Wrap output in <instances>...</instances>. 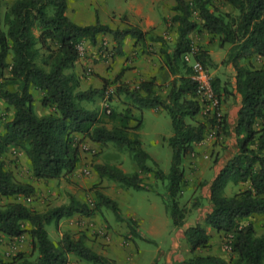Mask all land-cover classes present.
I'll return each mask as SVG.
<instances>
[{"label":"trees","instance_id":"16d2710c","mask_svg":"<svg viewBox=\"0 0 264 264\" xmlns=\"http://www.w3.org/2000/svg\"><path fill=\"white\" fill-rule=\"evenodd\" d=\"M175 1L172 20L177 23V38L170 48L162 35L136 25L112 27L103 23L98 14L92 24L77 23L67 14L69 0H14L4 14L0 1V99L14 109L0 131V199H9L0 203V232L11 238L28 233L38 253L33 258V253L19 251L11 261L0 258V264H68L71 254L93 264H115L88 245L83 235L76 238L66 232L55 242L47 229L51 223L58 228L61 219L77 213L91 216L101 206L112 209L119 221H125L132 237L140 236L137 220L125 216L118 201L100 191L95 193L97 201L93 206L75 195L67 203L44 211L19 200L21 195L34 193L35 185L19 180L6 167L1 157L10 146L25 150L36 179L59 178L77 168L82 158L78 134L101 145L113 142L127 147L137 163L136 171L129 173L116 165L97 163V173L138 190L146 188L140 172L153 173L155 178L166 181L167 192L162 197L174 226L184 225L187 212L179 200L186 184L183 161L194 151L195 143L205 138L208 127L197 118L201 110L197 82L184 59L193 45L191 33L196 30L218 35L222 46L230 44L228 56L221 63L234 66L236 91L241 96L235 127L238 151L210 185L212 210L205 218L217 232L233 234V255L225 258L200 252L210 249L211 235L206 225L197 223L184 230L192 254L179 264H264V234L258 235L252 222L242 223L256 214L264 216V63L255 67L251 62L255 56L264 58V0H225L237 13L217 11L208 0ZM194 12L201 22L193 17ZM102 33L113 36L118 53H122L123 41L129 36L147 54L151 44L160 42L161 68L173 75L167 94L163 96L156 90V77L131 87L122 80L123 68L114 81L118 82L116 92L128 98L124 108H112L101 115L98 110L83 106V100H92L106 86L79 89L80 78L74 67L80 56V43L85 38L96 43ZM194 56L206 67L218 65L202 46H198ZM213 84L219 96L231 93L220 77H214ZM32 85L42 92V105L52 108V112L36 113ZM147 108L166 109L171 118L173 134L168 142L172 159L168 172L152 161L142 146L138 131ZM210 122L229 133L226 114L218 115L217 110ZM229 181L248 185L227 195L225 187Z\"/></svg>","mask_w":264,"mask_h":264},{"label":"rangeland","instance_id":"374dc122","mask_svg":"<svg viewBox=\"0 0 264 264\" xmlns=\"http://www.w3.org/2000/svg\"><path fill=\"white\" fill-rule=\"evenodd\" d=\"M0 1L1 12L2 14H4L6 9L14 0ZM208 1L210 7L217 11L237 13V11L225 0ZM115 4L118 7L125 8L128 6L129 2L127 0L104 1V5L106 6H113ZM169 8V10L172 11L173 5L169 6ZM159 13L161 14V12ZM172 17L173 16L171 12L162 17L164 21L162 33L156 31L155 28H152L150 30L154 35L161 34L162 36H164L167 40L168 48L173 45L174 41L177 38V23L173 22ZM193 17L201 22V18L198 16V13L194 12ZM127 19V15L121 14L120 20L123 23L126 22ZM117 27L120 28V25H118ZM35 33L38 34L39 30L35 29ZM105 35L107 38H103L99 41L100 45L98 46V48H94V51L88 49L87 51L85 50L84 60L88 59V62H81L80 66L82 67L83 73H86L89 78L93 79V81H96L95 79H98L100 81L102 87L97 89H102L106 86L103 93H97L95 95L96 99L94 97V101H102V110L101 112L100 110H98L101 115H103L104 112H109L112 108H116L118 110L124 108L126 105L125 101L128 100L126 95L118 94L116 92V87L118 85L117 82L114 81L115 76L117 75L116 73L115 75L109 77L102 76L101 74L96 73L95 68L93 67L94 63L101 61V59H103L104 62L108 64L111 59L114 60L115 56H117V50L107 45V43H111L110 37L112 35L109 33H105ZM192 40V46L198 49V46L203 45L205 49L209 51L213 59L217 61L218 65L216 67L207 68H209V70L211 71L213 80L214 77H220L222 82H226L231 93L228 95L223 94L219 96L214 88L215 94L219 99V104L215 108L211 107L210 102L205 103L203 99L197 96L201 103V110L197 115V118L205 121L208 124V127L205 138L201 141V145H199L200 147L196 150L194 149L192 153L188 154L185 157L187 158V164L185 168L183 166V169L185 173L186 184L179 198L180 204L185 207L187 212L185 223L183 226H174L172 218L166 209V205L162 197V194L167 192L166 181L155 178L154 174L151 172H140L143 184L146 188L138 190L133 187H125L120 182L112 180L106 176H100L97 173V171L95 170V165L97 163L93 162V159L96 162L100 159L102 160L101 164L108 165H119L125 163L127 165L126 167L128 168V171L130 170L129 173H133L138 169L137 163L133 158L131 151L127 147L118 146L113 142H110L109 144L111 146L107 150L103 151L98 147H93L90 144H87V142H85V144L82 143L83 146H81L83 147L85 152L89 153V155H86L83 158L84 162L81 166L90 168V172H84L83 170H81L80 166L78 167V170L75 174H72L69 177L64 175L63 180L59 179L60 177L54 179H36L33 176L32 167L28 156L25 154L27 156V158L25 159V156L23 158V156L21 157L19 155H14V153L12 152L10 154L8 153V148V152L6 151L5 154L1 157L5 160L6 167L12 169L15 175L18 172V174H20V176L22 177L33 178V180H35V192L28 196L21 195V198L19 197L18 199L26 203L30 207H33L40 211H44L48 208L67 203L71 195H75L80 200L88 203L90 206H93L97 201L95 195L96 191L103 192L112 198H114L115 196H119V198H117V201L119 200L118 203H120V205L122 206L121 207L119 205L121 212L124 215L128 214L129 209L127 206H131L136 210L135 212L137 216L142 217L144 221V228L146 226H149L151 222H157V226L160 230V233L156 235L158 242L157 245H160L163 250H171L174 241L179 240L181 243V247L178 248V251L180 253H184V251L187 253V251L185 250L187 249V247H189L190 251V246L186 241L184 230L188 226L195 225L197 223L204 224L207 226V228L209 227V229L212 228L205 221L206 215L212 208L210 195H208L211 185L210 182L215 174L221 170L220 169L218 171L219 167L238 151L237 136L236 133L231 135L230 125L229 133L226 134L225 132H223V129L220 128L217 124L212 125L210 119L215 116V109L218 110V113H220V115L226 114L223 111V104L228 103L229 105L235 106L238 103L237 97L239 94L236 91V70L234 66L230 63H221V61L228 56L230 44H225L222 46L220 44L218 35L212 36L209 33L205 34L204 30H196L192 32ZM202 40H205V42L206 40H208L207 44H201ZM159 47L160 42H155L150 46V54L142 53V48L140 46H137V49H135L134 51L141 52L146 57L153 56L154 59L159 54ZM102 49V55H99L97 57L93 56L95 55V53L99 54ZM134 55L135 53L132 54V56ZM251 62L255 67H260L264 63V58L255 56L252 58ZM241 63L246 64L247 61L241 60ZM110 67L114 66L110 64V66L107 67V70ZM126 69L127 68H124V70ZM6 74H9L8 69L6 70ZM169 76L170 75L168 74L167 70L162 72V78H164L166 81L168 80ZM102 77H104L106 81H104ZM164 79L162 81H164ZM94 83L95 82H92L88 89H96V87H94ZM165 88L166 87L164 86L163 82L160 84L157 83L156 90L160 93L164 94ZM153 109H157L158 113L154 112L152 109L143 110V127L138 132L140 139L143 142V148L148 153L150 152L149 154L152 155V161L155 160L160 168H162L165 172H168L171 166L172 159V148L168 142L169 136L173 134L171 118L166 109ZM13 111V107H8L4 100L0 99V127L3 125L4 121L12 117ZM111 125V123H108L109 127H111ZM77 137L79 139V135H77ZM81 141H84V138H82ZM117 161L118 163H116ZM247 185V183H235L233 181H229L225 187V194L232 195L236 191L244 189L245 187H247ZM206 187H208V189ZM121 188V191L123 192L122 196L120 193ZM7 200L9 199L1 198L0 203H3ZM153 201L156 202L157 206L155 208H149L150 202ZM97 213H100L101 218L107 223V226H105V230L103 232H99L94 228H87V226H85V221L81 219V214H74L72 216L63 218V220L61 219L62 222L60 221L61 225L58 228L54 223L47 225V229L51 239H53L55 242H58L62 238V235L66 232L76 238L83 235L84 237H86V240L91 241V246L95 249L96 244L97 248L98 245L99 247L105 246L106 242H104V239H106V237H109V233H111L112 236L118 237L119 239L118 241H115L116 245L119 242V244H121V247L127 248L129 246L131 247L132 242H134L136 247L140 249V245L138 244L140 242L144 246V248L147 249L148 254L157 253L156 250L154 251V249L157 248L155 241H147L141 236L132 237L130 231L126 234L123 233V226H120V222L123 221H119L117 219L112 209L106 206H101ZM105 213L110 215V217L112 218L111 221L108 219V215ZM137 222L139 224L138 229L140 230L141 224L139 223V221ZM246 222H252L254 224L258 235L264 234L263 215L256 214L253 217L244 220L242 223ZM209 234L211 235L213 244L211 243V247L209 250L204 249L200 250V252H215L218 255L225 256L226 258H229L231 255H233L231 246L233 238L232 233L224 234L216 231L215 234ZM10 238L0 234V248L4 250H0L1 259H3L4 261H11L13 256L16 255V253H18L19 251L33 253V258L37 256L38 253L33 249L32 240L28 233L25 234L24 237L12 238L14 240H11ZM24 246L26 248L23 250ZM71 255L72 256L69 259L68 264H79V258H77V256L73 254Z\"/></svg>","mask_w":264,"mask_h":264},{"label":"crops","instance_id":"0c3cea01","mask_svg":"<svg viewBox=\"0 0 264 264\" xmlns=\"http://www.w3.org/2000/svg\"><path fill=\"white\" fill-rule=\"evenodd\" d=\"M104 1L105 0H69V6L67 9V14L71 19H73L75 22L80 23V24H92V23H94L96 21V15L98 14L103 23H107V24L111 25L112 27H117L118 25H120V28L123 29V28L128 27L129 25H136L144 31H148V30H151L152 28H155L156 31H159L161 33L163 32V26H164V21H163L162 17L164 15H167L169 12H171L172 16L175 14V11L169 10L170 9L169 6L174 5L176 3L175 0H127L129 2V4L125 8L118 7V6H116V4L113 6H108V5L106 6V5H104ZM165 3H167V4H165ZM159 12H161V14ZM121 14L127 15V17H128L127 21L124 23L120 20ZM205 34H207L206 31H205ZM191 37H192V33H191ZM103 38H107L104 33L98 34L96 43H92L90 41V39H88V38L83 39L80 43V48H81L82 54L79 56L78 60L76 61L74 71L77 73V75L80 78V87L81 88H79V89H81V90L88 89L89 86L92 84V82H95L94 87H96V88L102 87V85L98 79H95L96 81H93V79L89 78L86 73H83L82 67H80V66H81V62H84V63L88 62V59L84 60L85 59L84 58L85 50L87 51V49H88V50L94 51V48L95 49L98 48V46L100 45L99 41ZM110 38H111V41H110L111 43L110 44L107 43V45L117 50L118 44L114 40L113 36H111ZM207 41L208 40H206V42H205V40L204 41L202 40L201 44H207ZM137 46H139V45H135L134 39L132 37L129 36V37L125 38L123 41L122 53L117 52V56H115V59L114 60L111 59L109 62L107 61L108 64H106L103 59H101V61H99V62H95L93 65V67L95 68V72L101 74L102 76L109 77V76L115 75V73L117 74L118 71L123 69L122 67L127 68L123 73L122 80L125 83L129 84L131 87H138L142 80H148L152 77H156L157 83L160 84L163 82L164 86L166 87L164 94L160 93L159 91H158V93L162 94L163 96L166 95L170 89V85H171L170 81L173 78V75L170 74L167 69L161 68V66L163 64V56H161V54L158 50L159 54L154 59H153V56L146 57L141 52H135L134 51L135 49H137ZM202 47L205 48L203 45H202ZM103 49L100 51L99 54L95 53V55H93V56L97 57L99 55H102ZM133 53H135L134 56H132ZM91 60H93V59H91ZM88 64H92V63H88ZM110 64L113 65L114 67H110L107 70V67L110 66ZM166 70L168 71V74L170 75L167 81L164 78H162V72H164ZM163 79H164V81H162ZM117 84H118V82H117ZM31 91L33 92L34 98H35L34 108H35L36 113L39 115H43V114H47V113L52 112V109L50 107L42 105V102H41L42 92L40 90H38L34 85H32ZM94 97L92 100H83L82 105L85 106L86 108H89V109L100 110V112H101L102 101L101 102H100V100L94 101ZM95 99H96V97H95ZM237 100H238V103L235 106L229 105L228 103L223 104V111L227 114L228 122L230 125L231 135L235 133V127H236V124L238 121V110H239L240 105H241V97L239 96V94H238ZM147 109H152L154 112L158 113L157 109H153V108H147ZM142 127H143V124H142ZM142 127H141V129H142ZM1 129H2V127H0V131H1ZM78 135H79V139L83 138L81 134H78ZM85 142H87V144H90L93 147L100 148V150H102V151L107 150L111 146L109 144L110 142L107 144L101 145V144H98L96 142L91 141L88 138H84V141H80V150H81V154H82L81 161L79 162V165L77 166V168L72 173H68L65 176L69 177L72 174H75L76 171L78 170V167L83 165V162H84L83 158L86 155H89V153L85 152L83 147H82L83 146L82 143L85 144ZM200 143L201 142L195 143V150L200 147L199 146V145H201ZM142 145H143V142H142ZM8 151L7 152L10 154L12 152V153H14V155H19L21 157L23 156V158L25 156V159L27 158V156H26L27 154L25 153V151L19 147L10 146ZM227 161H225L224 164L219 167L218 171L226 164ZM93 162L101 164L102 160L99 159L96 162L93 159ZM116 163H118V161ZM186 164H187V158H185L184 162H183L184 168L186 167ZM116 166L120 167L125 172L130 171V170L128 171V168L126 167L127 165L125 163L119 164V165L117 164ZM83 167L84 166L80 167L81 170L83 169ZM217 173L215 174V176L217 175ZM16 176L19 180L31 182L35 185V180H33V178L22 177V176H20V174H18V172L16 173ZM215 176L213 177V179L215 178ZM59 179L63 180L64 175L61 176ZM212 180H211L210 184L212 183ZM206 188L208 189V187H206ZM121 190H122V188L120 189V193L122 196L123 192ZM205 195H206V192H205ZM208 195H210V191L208 192ZM117 198H119V196L114 197L115 200H117ZM119 205H120V203H119ZM156 206H157L156 202H154V201L150 202V204H149V208H155ZM127 207L129 210H128V214H126L125 216L133 217L136 220L138 219L137 221H139V223L141 224L140 230L138 229L140 236L147 241H150V242L155 241V244L157 245L158 242H157V238H156L157 236L156 235L160 233L159 227L157 226V222L156 223L151 222V224L149 226H146L145 227L146 229H145L143 226L144 221H143L142 217L137 216V214L135 212L136 210L133 209V207H131V206H127ZM211 210H212V208H211ZM211 210H209V212ZM105 214H107V213H105ZM81 216H82L81 219L85 221V223H86L85 226H87V228H90V229L94 228L95 230H98L99 232H103L105 230V226H107V223L101 218L100 213H95L91 216H86V215H81ZM108 219L110 221L112 220L110 215H108ZM61 222H60L59 226L61 225ZM120 226H123V229H122L123 233L126 234L127 232H129V228H128L127 223L125 221L120 222ZM206 228H207V226H206ZM207 230H208V233H211V234L216 233L214 228L209 229V227H208ZM0 234H2V233L0 232ZM25 234H27V233H25ZM25 234H23L21 237H24ZM2 235L5 237H8L4 234H2ZM8 238H10V237H8ZM10 239L14 240L12 238H10ZM116 240L117 241L119 240L118 237L112 236L111 233H109V237H106V239H104V242H106L105 246L99 247V245H98V248H97L96 247L97 244H96L95 249H94L91 246L92 245L91 241L86 240V237H85V241L87 242L88 245H90L97 252L113 259L115 264H179L181 261H183L185 258L190 257L192 254L189 251V247H187V249H185L187 251V253L185 251H184V253H180L178 251V248L181 247V243L179 240L174 241L173 247L169 251H165L161 248L160 245H157V248L154 249V251L155 250L157 251L156 254H148L147 249H145L144 246L140 242L138 243L140 245V249H138L136 247L134 242H132L131 247L129 246L127 248H124V247L120 246L121 244H119V242L116 245V243H115ZM210 241L213 244L212 238ZM25 248L26 247L24 246L23 250ZM0 250L4 251L2 248H0ZM213 251H215V250H213ZM212 253H215V252H212ZM215 254H217V253H215ZM71 256L72 255L69 256V259L71 258ZM221 256H223V255H221ZM223 257H225V256H223ZM79 264H91V263H89L88 261H86L84 259L79 258Z\"/></svg>","mask_w":264,"mask_h":264},{"label":"built area","instance_id":"2783aa9c","mask_svg":"<svg viewBox=\"0 0 264 264\" xmlns=\"http://www.w3.org/2000/svg\"><path fill=\"white\" fill-rule=\"evenodd\" d=\"M197 48L192 46L190 52L184 55L185 61L192 68V78L197 82V96H199L203 101L210 102L211 107H217L219 104V99L215 94L213 87V75L209 68L204 66L201 60L195 58V53L197 52ZM80 48V55H81ZM217 109H215L216 113ZM220 115V113H218ZM84 172L89 173L90 169L88 167H83Z\"/></svg>","mask_w":264,"mask_h":264}]
</instances>
